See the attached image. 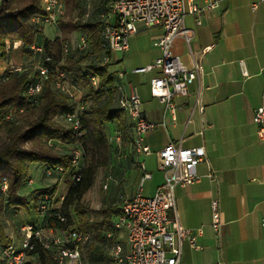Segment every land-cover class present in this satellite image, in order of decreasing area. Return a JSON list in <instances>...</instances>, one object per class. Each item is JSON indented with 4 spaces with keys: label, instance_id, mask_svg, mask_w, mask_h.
<instances>
[{
    "label": "crops",
    "instance_id": "0c3cea01",
    "mask_svg": "<svg viewBox=\"0 0 264 264\" xmlns=\"http://www.w3.org/2000/svg\"><path fill=\"white\" fill-rule=\"evenodd\" d=\"M192 1L199 6L205 3ZM82 2L91 7L93 19L104 9L101 0ZM184 27L189 32L188 42L178 35L170 51L186 66L198 61L201 71L189 84L187 95L175 97L174 120L164 113L163 104L150 95L149 80L156 70L133 72L160 55L153 41L161 28L138 24L139 30L128 38L127 50L111 56L117 88L127 93L128 84H132L139 94L142 114L158 125L143 135L148 153L136 152L133 123L126 111L119 110L117 119L108 125L110 140L114 138L119 143L118 136L122 139L123 134L128 138L116 144L117 153L103 173V189L110 191L103 205L120 209L123 199L132 197L140 183L142 195L152 196L164 180L158 151L167 143L183 148L203 146L206 160L196 165L199 180L174 189L178 223L190 230L198 245L194 248L183 243L180 264H264V140L258 138L257 125L252 120L254 111L264 106V2L216 0L213 8L186 15ZM79 32L80 29L73 32L76 40ZM120 71L122 77L118 75ZM33 165L31 171L37 172L38 165ZM39 167L40 187L53 184L56 179L45 177L43 166ZM143 172L150 177L141 182ZM31 180L34 183L32 177ZM64 192L63 182L58 181L54 195L60 197ZM213 199L218 201V233L211 227ZM16 210H6V219L15 217ZM31 217L25 224L40 221L37 214ZM22 225L15 228L19 231ZM7 236L13 245L20 246L18 234L14 239L12 234ZM115 240L124 254L128 250L125 232H117ZM103 255L101 264H128L114 260L113 246ZM27 258L26 264H36L33 258Z\"/></svg>",
    "mask_w": 264,
    "mask_h": 264
},
{
    "label": "trees",
    "instance_id": "16d2710c",
    "mask_svg": "<svg viewBox=\"0 0 264 264\" xmlns=\"http://www.w3.org/2000/svg\"><path fill=\"white\" fill-rule=\"evenodd\" d=\"M63 2L73 9L79 8L78 17L68 21L60 19L59 35L48 39L42 36V24L32 20L42 12L39 0H0V52L7 36H16L28 51L32 45L41 48L32 53V70L24 67L0 77V186L3 179L7 181V190L3 192L0 188V251L11 244L4 232L5 211L24 208L40 217V221L31 222L34 230L87 232L89 238L80 247L81 264H101L103 251H109L117 237L112 217L118 215L120 209L117 206L90 208L83 196L93 185L97 172L103 170L104 173L117 153L107 129L118 117L120 109L116 98L119 93L114 82L112 57L101 66L102 58L110 53L103 47L99 22L92 14L84 17L86 5L81 0ZM77 29L86 32L87 48H69L65 52L67 36ZM46 57L49 60H45ZM37 64L47 68V75L39 90L27 95V86L37 79ZM60 71L65 72L68 82L72 78L76 86L71 84L70 88L85 105L78 130L66 119L73 107L71 98L55 87ZM91 77L96 78V87ZM7 115L11 117L7 119ZM127 138V134H123L121 142ZM75 147L83 152L79 169L71 163ZM35 163L43 166L45 177L56 180L49 186L25 193V186L32 184L29 183L30 166ZM58 181L65 186L62 200L54 195ZM42 204L48 207L44 211L38 209ZM108 232L112 234L110 237L106 236ZM44 241V237L32 235L27 257L33 258L36 264H59L56 254L61 245L51 243L45 247Z\"/></svg>",
    "mask_w": 264,
    "mask_h": 264
},
{
    "label": "built area",
    "instance_id": "2783aa9c",
    "mask_svg": "<svg viewBox=\"0 0 264 264\" xmlns=\"http://www.w3.org/2000/svg\"><path fill=\"white\" fill-rule=\"evenodd\" d=\"M104 2V9L97 13L96 19L101 27L103 47L110 55L116 52H123L128 48V38L136 33L138 24L143 28L159 26L161 33L153 41V45L160 50V55L154 61L144 67L134 69V73H145L156 70V73L149 80V92L157 98L164 108V113H168L172 120L175 119L176 96H185L188 93V86L199 75L201 66L198 61L186 66L179 57L173 55L170 47L174 38L182 36L186 42L189 40V32L184 27L185 16L188 14H200L202 11L211 9L216 5V0H205L204 5H197L192 0H101ZM264 2V0H260ZM41 13L35 15L32 20L40 22L42 26H57L60 19H64L65 7L63 0H39ZM91 7H86L85 18L90 16ZM199 24L200 22L197 21ZM5 52L10 49H19L21 41L13 42L12 45L6 43ZM88 46V37L85 31L80 30L78 38L70 47L67 43L64 46L66 52L69 48L84 50ZM32 53L41 51V48L32 45ZM1 54V52H0ZM110 55L102 58L101 66L110 61ZM45 60H49L48 57ZM9 62V61H8ZM37 79L31 82L25 93L35 94L41 82L47 75V68L37 64ZM23 67H14L6 64L0 77L10 74L13 71H21ZM120 77L123 72H118ZM93 86L96 85V78L91 77ZM55 87L60 92L68 94L73 102L72 111L66 115L67 121L74 130L79 129V117L85 108L79 97L74 94L69 86L67 75L60 71L55 81ZM116 98L117 107L126 111L133 123V145L136 152L148 153L149 149L143 143V135L155 128L158 124L145 118L141 111V100L135 87L128 84V92L122 93ZM11 115H7L9 119ZM257 125L256 134L259 139L264 140V106L258 107L252 117ZM163 123V122H162ZM78 135H81L78 132ZM119 139V138H118ZM71 163L77 168H82V149L75 147L73 150ZM206 160L203 146L183 148L180 145L167 143L158 151V166L163 172L164 180L155 189L152 196H144L141 193V183L135 194L130 198H124L120 207V212L113 221L114 231L125 232L128 250L122 254L121 244L116 240L113 244V258L119 262L128 264H180L183 243L188 242L191 247H198L195 237L190 230L180 226L175 214L176 186H185L199 180L196 172V165L200 161ZM140 168L143 166L140 164ZM51 172L47 171V175ZM211 176V174H208ZM150 177V174L143 172L141 182ZM29 183L32 180L29 179ZM1 191L7 190V181L1 182ZM60 196V200H62ZM48 207L45 204L39 206V210L44 211ZM212 229L218 233L220 226L218 201L211 200ZM172 211V217L169 216ZM261 226L264 228V216L261 218ZM22 234L20 246L16 247L12 243L3 247L0 251V264H26L27 250L31 248L30 238L44 237L43 245L59 244L56 259L59 264H81V245L88 240L87 232L71 229L67 232H55L52 229H33L31 224H24L19 228ZM46 233L49 235H46ZM57 234V235H54ZM112 234L108 232L107 237ZM213 264H222L216 261Z\"/></svg>",
    "mask_w": 264,
    "mask_h": 264
},
{
    "label": "rangeland",
    "instance_id": "374dc122",
    "mask_svg": "<svg viewBox=\"0 0 264 264\" xmlns=\"http://www.w3.org/2000/svg\"><path fill=\"white\" fill-rule=\"evenodd\" d=\"M64 7H65V16L63 19L64 21H68L71 19L73 20L76 17H78L79 8L73 9L70 5H66V4L64 5ZM56 35H59L57 26L56 27L52 26V25H44L43 26L42 36L44 38L52 39ZM19 40L20 39H18L16 36H7L4 39V46L1 48L2 54H0V71H2L3 68L6 66V64H8L9 62L14 67H20V68L26 67L27 70H32L34 64H32V52H31L32 50L31 49H29V51H28V49L21 46V47H19V49H10L8 51V53L5 52V48L7 46L6 43H9L12 45L13 42H17ZM67 41L70 44V47H72L73 44H75L76 37L74 36L73 32L67 36ZM21 43H22V41H21ZM71 84L74 85L73 80L70 77L69 78V86ZM74 86H76V85H74ZM95 87H96V85H95ZM78 90H80V88ZM78 90H76V91H78ZM118 138L120 139L119 143L121 144L120 136H118ZM111 142L114 146H116V144H119V143H117L118 140H115L114 138L111 139ZM35 164L38 165V169H37L38 171L34 172V171H31V169H30V175H31L32 179L34 180V183H32L31 185L25 186V193H27L28 191H31L35 188L40 187V182H38V180L40 178L39 172L41 169H40L38 163H35ZM30 167H32V169H33L35 166L31 165ZM104 181H105V177L103 175V170H99L95 176L93 185L88 189V191L83 196V201L88 207L99 208L101 206H104L103 205L104 203H107V200L109 199L110 191L107 192L103 189V182ZM115 203H118V200H115ZM30 206H31V203H29L28 207H30ZM34 214L35 213L32 210L28 211L24 208H17L16 215L14 214L15 217H13L12 219L7 220L6 219L7 217L3 216L4 228H6L4 230L5 234L6 235L12 234L13 239H14L15 235L18 234V242L15 240V243L17 242L19 244L21 242V239H22V234L20 233V231H18L15 228V225L18 226V224H20V223H22V224H25L26 222L28 223L29 222L28 220H30L28 218L30 216L33 217ZM78 225H79L78 223H75V226H78ZM46 235H48V234L46 233ZM54 235H57V234H54ZM27 260H28V258H27ZM28 264H30V263H28Z\"/></svg>",
    "mask_w": 264,
    "mask_h": 264
}]
</instances>
